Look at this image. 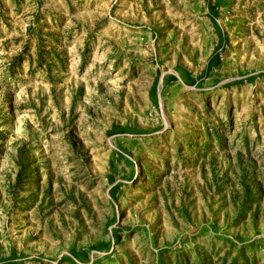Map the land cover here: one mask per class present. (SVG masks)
Listing matches in <instances>:
<instances>
[{
  "label": "rangeland",
  "instance_id": "rangeland-1",
  "mask_svg": "<svg viewBox=\"0 0 264 264\" xmlns=\"http://www.w3.org/2000/svg\"><path fill=\"white\" fill-rule=\"evenodd\" d=\"M9 254L264 264V0H0Z\"/></svg>",
  "mask_w": 264,
  "mask_h": 264
},
{
  "label": "trees",
  "instance_id": "trees-1",
  "mask_svg": "<svg viewBox=\"0 0 264 264\" xmlns=\"http://www.w3.org/2000/svg\"><path fill=\"white\" fill-rule=\"evenodd\" d=\"M207 3H208V0H207ZM215 60H216V59H215V52L213 51V52L211 53V55L208 57V60H207L206 66H205L204 70L202 71V73L200 74L201 76H200L198 79H200L201 77H203V76L205 75V72L207 71V69H208L212 64H214ZM257 75H258V74H256V75H249V76H247V77L245 78V80H252V79H253L254 77H256ZM166 78H167V80H174V76L171 75V74L167 75ZM184 80H185V82H189V83H192V84L195 83L194 80H191V79H188V78H184ZM232 82H234V81H232ZM232 82H230V83H232ZM154 84L156 85V82H155ZM154 84L151 86V88H155V85H154ZM229 85H230V84H229ZM151 88H150V89H151ZM124 129H125V128L118 127V128H116L115 130L118 131V132H120V133H123ZM117 151H118V153H121L120 150H117ZM116 154H117V153H116ZM112 188H114V186H112ZM118 231H119V230L111 229V233H112V235H113L114 233H117ZM103 247H104V246L101 245V246H98L97 248H94V250L103 249ZM73 255H74V254L71 253V256H73ZM78 256L81 257L82 255L78 254ZM23 258H26V257L24 256V257H21L20 259H23ZM36 258L41 259L40 257H36ZM17 260H18V259H17V258H14L12 254H9L7 257H5V258H1V259H0V264H14L15 261H17Z\"/></svg>",
  "mask_w": 264,
  "mask_h": 264
}]
</instances>
